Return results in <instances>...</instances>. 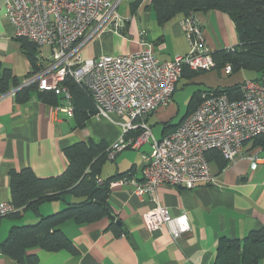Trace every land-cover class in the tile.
Wrapping results in <instances>:
<instances>
[{
  "label": "crops",
  "instance_id": "crops-1",
  "mask_svg": "<svg viewBox=\"0 0 264 264\" xmlns=\"http://www.w3.org/2000/svg\"><path fill=\"white\" fill-rule=\"evenodd\" d=\"M127 1L125 14L128 19L123 27L119 31L105 29L87 39L80 48L82 58L131 53L141 48V41L149 43L161 61L188 52V42L180 24L182 15L160 24L155 12L144 7L150 0H142L134 12L129 8V2L133 0ZM3 3L4 0H0V62L23 84L37 72L20 42L13 37L12 27L2 14ZM194 16L201 22L205 41L212 52L238 43L234 22L227 13L208 10L196 12ZM40 49L50 54V48L38 47L36 53L35 65L44 67L49 59ZM257 74L244 76L243 81L256 78ZM177 85L178 82L176 88ZM12 90L0 95V201H10L11 171L28 167L39 178L54 177L67 166L64 148L87 140L109 145L120 135L118 125L95 114L79 126L73 112L60 109L64 101L60 96L57 97L58 105L44 102L35 92L20 102L16 101ZM144 146L136 149L139 154L118 153L113 160H117L115 166L103 168V165L99 175L103 180L130 170L125 182L110 186L108 196L115 222L119 221L122 228L120 235L116 236L109 228L110 219L107 217L85 224L67 220L60 228L71 239L77 253L33 247L27 252L37 255L36 264H213L219 239H243L250 230L264 226V135L246 141L242 155L222 169L211 164V171L216 176L213 184L193 189L165 185L157 188L158 200L172 216L187 213L190 231L177 242L171 240L166 228L150 231L144 224L143 214L154 203L146 194L136 195L130 183L142 178V154L151 153V146L148 145L150 150H144ZM250 155L257 157L255 169L251 168L247 158ZM78 200L80 198L68 194L64 201L41 203L38 213L26 209L19 216L3 217L0 220V242L11 226L33 224L40 216ZM0 264L21 263L1 253ZM257 264L263 263L259 261Z\"/></svg>",
  "mask_w": 264,
  "mask_h": 264
},
{
  "label": "built area",
  "instance_id": "built-area-1",
  "mask_svg": "<svg viewBox=\"0 0 264 264\" xmlns=\"http://www.w3.org/2000/svg\"><path fill=\"white\" fill-rule=\"evenodd\" d=\"M120 2L4 0L2 14L12 27L13 37L50 48L48 65L24 85L36 83L40 91L61 95L65 104L60 109L67 112L73 111L71 94L60 83L69 76L83 87L95 103V115L120 127V135L106 148L110 160L123 150L139 149L149 143L151 153L142 154V178L130 183L136 195L146 194L154 203L143 214L146 228L150 231L166 228L171 240L177 242L190 231L187 213L172 216L158 200L157 188L165 185L193 189L213 184L216 176L206 157L209 150L219 151L232 163L242 155L246 141L264 135V84L245 79L239 99H232L224 92H203L199 104L176 128L156 138L147 118L171 101L183 70L208 71L216 63L205 41L202 24L193 15L180 20L189 47L184 55L161 61L149 43L141 41V48L131 53L82 58L80 48L87 39L105 29L119 31L123 27L126 19L117 11ZM224 68L226 73H231L230 63ZM247 158L255 169L257 157ZM125 179L111 181L109 186ZM14 211L9 201H0V220Z\"/></svg>",
  "mask_w": 264,
  "mask_h": 264
},
{
  "label": "trees",
  "instance_id": "trees-1",
  "mask_svg": "<svg viewBox=\"0 0 264 264\" xmlns=\"http://www.w3.org/2000/svg\"><path fill=\"white\" fill-rule=\"evenodd\" d=\"M141 2L142 0L129 2L130 11L134 12ZM144 7L155 12L156 20L160 24L177 15L194 16L199 11L219 10L227 13L234 22L238 43L232 48L212 52L215 68L220 69L230 63V74L240 70L258 73L259 76L252 79L264 84V0H150ZM16 39L30 59L35 72L41 70L42 65H35L38 47L26 38ZM198 72L204 71L184 69L181 77H193ZM60 84L71 94L72 112L77 124L82 126L86 119L96 112L91 95L69 76ZM21 85L11 70L0 62V95L13 88V95L16 101L20 102L27 100L33 92L48 104L58 105L59 96L64 100L54 91L38 90L36 83ZM241 87L242 82H238L229 86L194 91L181 120L199 104L201 93L224 92L232 99H239L242 96ZM64 104L65 101L60 105ZM181 120L175 125L164 123L161 136L176 128ZM107 146L104 142L87 140L64 148L67 166L60 175L54 177L39 178L28 167L9 173V202L15 209L10 213L12 216H19L21 211L26 209L38 213L41 203L51 200L64 201L68 194L80 200L67 202L60 210L40 216L33 224L11 226L6 237L0 242L2 254L21 264L38 262L37 255L27 252L33 247L51 252L67 250L76 254V247L60 228L67 220L85 224L107 217L110 219L109 228L116 236L120 235L121 225L115 222L108 203L109 184L111 181L126 178L130 170L98 181L102 166L108 159ZM206 157L210 165H216L219 170L228 163L217 150H209ZM259 261L264 264V226L250 230L243 239H219L213 264H257Z\"/></svg>",
  "mask_w": 264,
  "mask_h": 264
},
{
  "label": "rangeland",
  "instance_id": "rangeland-1",
  "mask_svg": "<svg viewBox=\"0 0 264 264\" xmlns=\"http://www.w3.org/2000/svg\"><path fill=\"white\" fill-rule=\"evenodd\" d=\"M127 4V0H121L120 5L117 9L123 20L126 19L124 21V24L128 19L125 14ZM40 50L43 56H46V58L48 59L50 58V54L48 51H45L43 49ZM81 56L83 57V55ZM252 74H254V72L242 70L234 72L233 74H228L226 73L224 67L220 69L214 67L208 71L198 72L193 77L182 76L178 81L177 88L171 98V101L166 106L158 108L156 112H154L148 118V124L151 126L153 135L156 138L161 137L164 123L175 125L181 120L183 115L186 113L188 101L194 91L216 88L218 86H229V84L243 81L244 76H254ZM147 144L149 145V143H145V146L143 147L144 150H150V146L148 147ZM124 152H132L136 154L140 153V151L136 149H126L120 152L119 155ZM116 163L117 160L113 161L108 158L105 161L103 168L106 165L115 166Z\"/></svg>",
  "mask_w": 264,
  "mask_h": 264
},
{
  "label": "water",
  "instance_id": "water-1",
  "mask_svg": "<svg viewBox=\"0 0 264 264\" xmlns=\"http://www.w3.org/2000/svg\"><path fill=\"white\" fill-rule=\"evenodd\" d=\"M21 86H24V83ZM116 223H119V221L116 220Z\"/></svg>",
  "mask_w": 264,
  "mask_h": 264
}]
</instances>
